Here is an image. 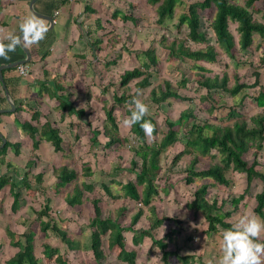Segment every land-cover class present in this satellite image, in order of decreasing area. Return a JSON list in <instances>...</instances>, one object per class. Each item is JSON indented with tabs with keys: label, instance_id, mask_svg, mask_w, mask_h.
<instances>
[{
	"label": "crops",
	"instance_id": "1",
	"mask_svg": "<svg viewBox=\"0 0 264 264\" xmlns=\"http://www.w3.org/2000/svg\"><path fill=\"white\" fill-rule=\"evenodd\" d=\"M126 5L133 10L129 15L124 12ZM135 10L137 13L141 11L137 0H0V40H3L7 32L19 34L22 18L30 13H35L49 26L45 38L38 44L18 45L7 58L0 57V135L9 143V147L0 155V177L8 174L13 184L0 189V241L4 240L15 247L11 233L18 239L21 235L20 241L26 234L33 232L36 239L35 230L20 234L6 224L10 220L9 214H18L23 220L28 217L21 211L26 195L42 196L47 201L45 206L49 207L50 201L46 194L51 197L50 190L55 194V191L59 192L73 184V190L66 194L63 201L66 207L74 209L85 202L92 205L95 217V209L90 200L96 198L102 218H106L102 212V202L113 199L105 193L103 186L108 185L112 194L118 196L123 184L135 180V174L131 171V162L135 159L133 147L108 145L111 141V128L106 115V111L115 105L114 96H120L113 89V84L116 83L113 75L117 73L114 67L123 63L127 57L120 51L123 36L116 30L126 22L135 26L138 16L134 14ZM126 52L135 58L133 51L127 49ZM139 54L141 52L137 56ZM27 59L30 60L26 64L31 71L27 77L20 76L16 68H3ZM125 73L121 72L119 78ZM114 117L118 135L130 140L133 137L131 127L130 136L123 132L125 117L117 118L116 114ZM46 122L57 129L63 142L60 150L56 151L51 141L42 136L41 129ZM25 125L33 126L38 130L37 133L30 134L24 129ZM1 136L0 146L3 145ZM81 142L85 143L84 146ZM16 149L18 154H15ZM127 152L134 154L129 161L123 157ZM82 154L94 158L93 162H81L79 170L83 180L79 182L77 173L74 181L61 186L62 168L73 169L71 165ZM100 156H110L113 159L107 162L104 158L106 169L103 170L108 173L100 183V190L105 195L96 197L92 194L96 188L95 169L99 167ZM84 164H88L91 169L90 177L84 175ZM84 183L92 185L91 192L83 190ZM77 186L82 190L83 196L77 204H70L67 199L75 194ZM119 198L123 205L117 209L115 217L107 218L120 219L126 210L129 199L120 196L113 201ZM16 201L18 205L14 209ZM45 206L35 211L40 220L39 231L42 233L41 222L49 219L44 215L39 216ZM60 219H54L59 228V222H67ZM61 229L72 239L66 229ZM90 230L88 236L91 234ZM49 233L66 246L57 233L49 231L44 234ZM21 242L24 244V241Z\"/></svg>",
	"mask_w": 264,
	"mask_h": 264
},
{
	"label": "trees",
	"instance_id": "2",
	"mask_svg": "<svg viewBox=\"0 0 264 264\" xmlns=\"http://www.w3.org/2000/svg\"><path fill=\"white\" fill-rule=\"evenodd\" d=\"M181 0H148L150 5H158L159 18H172L175 8ZM257 2L264 0H244L243 4L233 0H201L200 7L194 5L186 7L179 16V27L186 25L188 28V35L185 38L175 37L168 46L169 53L172 58L180 62H194V63H209L215 64L220 61L222 54L230 59H235L237 53H247L253 46L255 38H259L258 48L262 49V55L259 58L258 68L254 70V77L256 84L260 81V69H264V11L261 12L256 6ZM214 9L215 14L210 23V30L213 34V43L207 39L204 33L201 32V16L199 10ZM260 15L259 17H256ZM158 22H161L159 19ZM235 23L237 37L230 30V24ZM144 62L141 68L128 71L121 77L120 84L125 87L135 81V90L132 94H121L114 96V106L106 111L107 119L110 124L111 141L108 145H131L135 159L131 162V171L135 174V180H130L122 185V194L115 196L108 185H104V191L111 196L113 200L122 196L126 199L134 201L149 208L151 212V223L148 229H136L135 225L139 222L144 212L140 208L138 212L132 217L128 226L123 225L119 219L102 218V213L99 207V201L96 198L91 199L94 209L95 217L90 222L91 234L86 240L85 247L92 251L95 261L100 264L106 257L104 246L107 247L110 253L114 252L116 258L125 264H137V252L135 249L127 248L126 233H131L133 246H139L143 243L145 238H150L152 244L157 247L161 253V260L164 264H173L172 257H177L183 264H191L194 261L193 255H181L180 249L169 250L167 239L169 234L164 238L157 239L153 235L156 227H160L166 221L179 222V219L173 220L167 216L159 217L156 206L153 204L155 196L160 195L158 178L162 170L161 162L163 156L177 145H182V149L175 155L173 164L181 160L184 156H190L192 159L185 170L184 182L186 185L193 184L196 179H211L214 185L229 184V178L226 173L228 171H235L245 176L246 189L244 194L240 195L238 199H233L235 208L244 198L254 181L259 180L262 184L261 191L256 194V206L254 212L264 218V173L257 169V156L263 151L264 143V112H259L250 117L252 126L246 120H236L232 124H228L219 129L209 122L202 126L193 123L188 131L187 138H181L180 132L176 127L182 126L185 122L193 119L196 121L194 110L189 108L182 112L176 121H167L169 127L167 132L158 136V128L154 117L148 113L145 115V120H150L154 125L152 135L153 139L150 143L148 135L145 134L141 127V122H137L131 126V133L133 137L122 138L118 135V125L115 122L114 111L118 104L124 109L125 115L129 116L132 111L131 101L133 97H137L139 93L152 86L153 70H158L159 65L156 52L147 50L143 52ZM200 70H205L204 67L198 66ZM237 86L230 90L228 89L229 76L226 72L220 77L215 76H199L197 83L200 88L204 89L208 94L213 92H227L232 96L244 91L246 84L240 79L236 78ZM179 87L186 83L185 80L180 82ZM150 100L156 106V110L161 108V105L169 99L176 101H189L188 98L182 95L172 83L168 80H163L162 83L155 86L150 94ZM245 98V95L243 96ZM208 97H202V100H207ZM144 101V100H143ZM255 104L259 108L264 109V87H260L258 96L254 98ZM242 104V103H241ZM240 104V105H241ZM212 109L213 106H212ZM24 129L30 134L37 133V129L31 125H25ZM206 129L212 130L213 134L206 135ZM42 136L48 138L56 151L62 147V139L58 135L56 128L52 127L48 122L44 123L41 129ZM133 142V144H132ZM9 147V143L0 150V155ZM18 148V146H16ZM18 149H16L15 154ZM216 152V153H215ZM215 153V154H213ZM253 157L250 163L247 160L248 156ZM201 157H209L213 160H218L214 164L205 166L199 169ZM84 175L90 177L92 175L88 164L83 165ZM77 178V172L67 167L62 168L60 173V185L74 181ZM11 176L8 174L0 177V189L10 184ZM211 184L200 185L193 194V199L187 204L190 211L198 216L203 214L208 226L207 232L210 234L218 232V228L223 229L232 226V222L228 221L231 217L230 211H224L223 206L225 202L219 204L218 200L208 199ZM92 185L83 184V190L91 192ZM83 196L82 190L77 186L75 194L68 197L67 202L77 204ZM16 201L14 209L17 207ZM50 208L45 206L39 212V216H47L49 219L46 222H41V229L44 233L49 231L57 233L60 239L66 244L68 250H75L80 247L79 242L71 239L66 232L58 227L57 222L49 215ZM11 233V232H10ZM14 246L18 251L8 260L7 264H42L41 260L35 254V233L30 232L24 236V244L11 233ZM256 239H259L258 237ZM264 241V239H259ZM84 246V245H83ZM43 257L47 260H54L56 264H69L61 249L49 243L43 244Z\"/></svg>",
	"mask_w": 264,
	"mask_h": 264
},
{
	"label": "rangeland",
	"instance_id": "3",
	"mask_svg": "<svg viewBox=\"0 0 264 264\" xmlns=\"http://www.w3.org/2000/svg\"><path fill=\"white\" fill-rule=\"evenodd\" d=\"M138 8L141 10L137 13V22L133 27L130 23H125V25L120 26L116 31L123 36V45L119 46L120 51L127 55L123 63H119L114 67L116 69V75L114 80L116 81L113 87L114 93L117 95L132 94L134 92L135 81L131 82L129 86L122 87L120 85L121 79L119 76L121 72L131 71L137 68H141L144 62V51L153 50L156 52L159 65L158 70H153L152 86L147 89L142 90L138 97L144 100L150 108L149 115L154 117L158 128V136L162 133L167 132L169 127L167 121H176L180 117V114L189 108L194 110L196 121L190 119L189 121H184L185 123L176 127L180 132L181 138H187V134L192 124L195 122L199 125H203L206 122L213 124L219 129L223 128L228 124H232L236 120H246L250 126H252L250 117L256 115L259 112H264V109L256 106L254 98L258 96L260 92V87H264V69H260V81L256 84L254 77V70L258 68L259 58L262 55V49L258 48L259 38L256 37L252 48L247 53H237L235 59H230L226 55L222 54L220 56V61L215 64L209 63H194V62H180L175 58H172L169 50L167 49L173 38H185L189 31L186 25L179 27V16L186 7L194 5L197 8L200 7L201 0H181L178 2L175 12L172 18L163 17L159 18L158 5H150L147 0H137ZM238 3L243 4L244 0H233ZM256 6L259 10L264 11V3L257 2ZM125 14L133 12L131 8L127 5L124 6ZM201 16V32L205 34L210 43H213V34L211 32L210 23L214 17L215 10H199ZM135 15V16H136ZM259 17L260 15H257ZM161 19V22H158ZM261 20V19H260ZM236 24H230V30L237 37ZM127 49L133 51L135 58L129 53L127 54ZM139 56H137V54ZM198 66H202L205 70H200ZM112 68L110 67V71ZM226 72L229 76L228 89L233 90L237 86L236 78H240L248 88H246L241 93L232 96L227 92H213L208 94L207 92L200 88L197 80L199 76H222ZM113 80V79H111ZM163 80H168L172 83L174 88H176L182 95L192 98V102L189 101H176L169 99L167 102L161 105V108L156 110V106L150 100L151 90L162 83ZM185 80L186 83L180 85L181 81ZM112 89V90H113ZM245 95V98L243 97ZM208 97L207 100H202V97ZM111 97V92H110ZM111 101V100H110ZM242 103V104H241ZM241 104V105H240ZM212 106L214 109H212ZM117 118L126 117L124 109L120 106H116L115 113ZM123 132L129 135V127L123 125ZM213 131L206 129L205 134L208 136ZM130 136V135H129ZM152 135H148V140L150 141ZM151 143V142H150ZM80 144V143H78ZM84 142L81 145L84 146ZM126 148V147H125ZM182 149L181 145H177L176 148H172L166 152L162 158L161 166L162 172L158 178L159 194L155 196L153 204L156 206L157 214L159 217L167 216L173 220L179 219V222L166 221L160 227H156L153 231V235L157 239L164 238L166 234H169V238L166 240L168 243L169 250L180 249L181 255H193L194 261L191 264H209V261H218L221 252L220 238L223 228L219 227L218 232L210 234L207 232V222L203 214L199 213L195 216L192 211L189 210L187 204L192 201L193 194L195 190L202 184H213L211 179H196L193 184L186 185L183 181L185 170L191 161L190 156H184L181 160L173 164V159L175 155ZM128 153V152H127ZM216 153V152H215ZM213 153V154H215ZM114 155V154H113ZM133 152L130 154H125L123 157L126 161L133 158ZM107 162H111L113 159L110 156H104ZM103 157H99L98 165L99 167L95 169V191L93 196L101 197L105 195L100 189L101 181L105 180L108 171H104L106 166L104 165ZM135 158V157H134ZM136 159V158H135ZM138 162V158L136 159ZM247 160L251 163L253 157L250 155ZM258 167L257 169L264 173V143L263 151L257 156ZM93 162L94 158L88 157L84 154L77 157V159L71 165L75 169L79 176V182L83 179L81 177L82 172L79 170L81 162ZM218 160H213L209 157H201L200 164L197 166L199 169L205 168V166L214 164ZM123 164V163H122ZM103 175H105L103 177ZM229 178V184L224 185H214L211 186L208 199L218 200L219 204L225 202L223 206L224 211H230L231 217L228 218L229 222L233 224L239 219V217L245 213L257 215L254 212L256 206L255 196L261 191L262 184L259 180L254 181L250 190L245 193L244 198L238 204L237 208L233 203V199H238L240 195L244 194L246 189V178L244 175L235 172L228 171L226 173ZM107 180V179H106ZM116 190V187H113ZM73 190V184L61 189L59 192L55 191L53 194L50 190V194L47 195V199L50 201L49 215L55 220L58 218L65 219L67 222H59V226L67 230L69 235L73 240L78 241L81 245L76 250H67L66 246L61 243V241L55 238L50 233L45 235L40 229V220L36 214V210L42 209L47 203L40 195H26V202L23 203L22 213L27 214L26 219H20L18 214H9L10 220H7L6 224L10 225L11 228L18 233L30 232V230L36 231V241H35V254L38 259L41 260L42 264H56L54 260H47L43 257V243L48 242L55 247L61 249L67 262L69 264H98L93 256L91 250L86 249L85 242L88 240L90 222L94 217L93 207L90 204L83 203L82 206H77L74 209L66 207L63 202L66 194ZM100 190V192H99ZM120 194L121 191H118ZM115 193V191H114ZM92 196V197H93ZM91 197V196H90ZM91 197V198H92ZM104 200V199H102ZM123 205V201L119 198L117 201L108 199L102 202V212L104 217L107 216L115 217L117 209ZM142 209L144 214L135 225L136 229H148L151 223V212L148 207L139 205L131 200L127 201L126 210L120 216L119 221L128 226L131 222V216ZM5 216V215H4ZM258 216V215H257ZM260 217V216H259ZM48 219L47 216H45ZM60 219V220H61ZM91 231V230H90ZM127 248L135 249L137 252V264H164L161 260V251L152 244L150 238H145L143 243L139 246H133L131 233H126ZM21 238V235L19 239ZM259 239H264V232L258 237ZM7 241L8 238H4ZM20 241H24L22 238ZM84 245V246H83ZM106 257L100 264H125L116 258L114 252L110 253L106 246H104ZM17 251V248L10 246L4 240L0 241V264H6V260L10 258L12 254ZM173 264H183V262L176 256L171 258Z\"/></svg>",
	"mask_w": 264,
	"mask_h": 264
},
{
	"label": "clouds",
	"instance_id": "4",
	"mask_svg": "<svg viewBox=\"0 0 264 264\" xmlns=\"http://www.w3.org/2000/svg\"><path fill=\"white\" fill-rule=\"evenodd\" d=\"M49 30L35 13L25 15L19 25V34L7 32L0 40V57L7 58L16 50L18 45L38 44ZM132 111L123 119L124 125L131 127L138 121L146 135H151L154 125L144 117L149 113V105L138 96L130 102ZM264 232V218L253 214H243L232 224L223 229L220 238L222 254L218 261H209V264H264V241L256 239Z\"/></svg>",
	"mask_w": 264,
	"mask_h": 264
},
{
	"label": "built area",
	"instance_id": "5",
	"mask_svg": "<svg viewBox=\"0 0 264 264\" xmlns=\"http://www.w3.org/2000/svg\"><path fill=\"white\" fill-rule=\"evenodd\" d=\"M16 70H17L18 74L22 77H27L31 73L30 67L28 64H21V65L16 67ZM139 205H141V204H139Z\"/></svg>",
	"mask_w": 264,
	"mask_h": 264
},
{
	"label": "water",
	"instance_id": "6",
	"mask_svg": "<svg viewBox=\"0 0 264 264\" xmlns=\"http://www.w3.org/2000/svg\"><path fill=\"white\" fill-rule=\"evenodd\" d=\"M30 60L29 59H27V60H24V61H20V62H16L15 64H12V65H10V66H7V67H3V68H16L17 66H19V65H21V64H26V63H28ZM6 95H7V98H9V94H8V92L6 93ZM11 105L12 106H14L12 103H11ZM1 136V135H0ZM1 139H2V141H3V145L2 146H0V150H1V148L2 147H4V145H5V140H4V138L1 136Z\"/></svg>",
	"mask_w": 264,
	"mask_h": 264
}]
</instances>
